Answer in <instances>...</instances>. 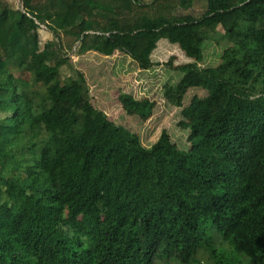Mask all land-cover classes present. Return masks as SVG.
Listing matches in <instances>:
<instances>
[{
  "label": "trees",
  "instance_id": "obj_1",
  "mask_svg": "<svg viewBox=\"0 0 264 264\" xmlns=\"http://www.w3.org/2000/svg\"><path fill=\"white\" fill-rule=\"evenodd\" d=\"M22 1L29 16L0 0V264H264V0H207L197 18L193 0ZM34 19L54 37L42 47ZM59 34L141 71L160 40L176 45L192 62L163 97L182 108L187 149L166 130L144 146L81 72L60 81ZM210 41L219 61L200 67ZM190 89L205 95L183 106ZM117 100L153 115L148 98Z\"/></svg>",
  "mask_w": 264,
  "mask_h": 264
},
{
  "label": "rangeland",
  "instance_id": "obj_2",
  "mask_svg": "<svg viewBox=\"0 0 264 264\" xmlns=\"http://www.w3.org/2000/svg\"><path fill=\"white\" fill-rule=\"evenodd\" d=\"M139 1L148 3L152 0ZM206 1L193 0L191 7L183 13L191 14L196 18L199 17L206 9ZM2 2L9 6H18L16 0H2ZM41 29L43 32L39 33V41L42 47L45 42L54 40V37L45 30V27ZM220 34H222V29L218 27L211 37L218 39ZM59 44L61 45L62 52L69 58V65L61 68L60 81L68 76H75L76 71L81 72L85 77L89 96L95 107L104 112L114 123L137 134L144 146L151 145L156 141L161 131L166 130L171 140L179 148L187 149V131L182 130L178 126L181 120L180 112L182 108L171 105L163 97L164 85H174L180 77V74L173 68L192 62L176 45L169 44L165 40H160L150 57L152 63L155 65L150 70L141 71L128 56L118 52L110 57H104L92 51L80 53L77 50L78 43L73 44L71 38L62 34H59ZM223 47L221 41L218 43L216 41L207 43L203 61L199 66H215L219 61ZM12 62L14 67H11L10 71L14 73L18 65L14 61ZM168 62H171V65H166ZM121 92L130 93L135 98H148L154 101L155 108L153 115L144 123L135 118L127 117L117 100V96ZM204 95L205 92L200 89L188 90L183 99V106H186L193 96L202 97ZM206 229H209V224L206 225ZM214 239V247L219 245L228 247L227 243L223 242L216 234H214ZM230 253L227 251V259H232ZM197 259L206 263L211 262L208 251H205L203 248L199 250Z\"/></svg>",
  "mask_w": 264,
  "mask_h": 264
},
{
  "label": "built area",
  "instance_id": "obj_3",
  "mask_svg": "<svg viewBox=\"0 0 264 264\" xmlns=\"http://www.w3.org/2000/svg\"><path fill=\"white\" fill-rule=\"evenodd\" d=\"M16 4L18 6H16L18 8V10H20L21 12L25 13L27 16H29L27 13H26V10L24 9V6H23V1L22 0H16ZM34 22L40 27V28H43L44 26L42 24H39L35 19H34Z\"/></svg>",
  "mask_w": 264,
  "mask_h": 264
}]
</instances>
